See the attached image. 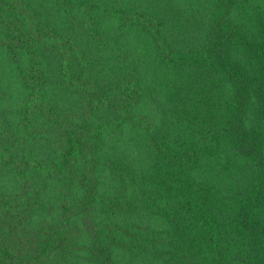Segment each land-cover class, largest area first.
<instances>
[{"label":"trees","instance_id":"16d2710c","mask_svg":"<svg viewBox=\"0 0 264 264\" xmlns=\"http://www.w3.org/2000/svg\"><path fill=\"white\" fill-rule=\"evenodd\" d=\"M0 264H264V0H0Z\"/></svg>","mask_w":264,"mask_h":264}]
</instances>
